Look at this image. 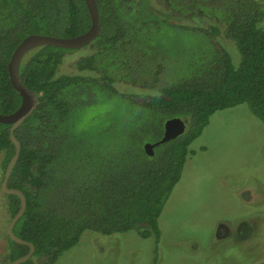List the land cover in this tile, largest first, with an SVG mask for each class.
<instances>
[{
	"label": "trees",
	"instance_id": "obj_1",
	"mask_svg": "<svg viewBox=\"0 0 264 264\" xmlns=\"http://www.w3.org/2000/svg\"><path fill=\"white\" fill-rule=\"evenodd\" d=\"M97 2L101 31L86 53L66 65L82 48L44 45L21 65L22 82L40 95L15 131L22 149L9 180L27 198L14 232L35 245L21 264H55L87 230L153 237L158 264L159 218L212 115L246 103L264 122L263 0ZM91 23L86 0H0V113L21 105L9 62L26 36L72 37ZM220 36L235 43L237 66ZM174 117L186 120L184 133L150 155L146 143ZM10 128L0 121L4 175L16 151ZM4 195L12 219L21 200ZM7 241L4 264L30 250Z\"/></svg>",
	"mask_w": 264,
	"mask_h": 264
},
{
	"label": "rangeland",
	"instance_id": "obj_2",
	"mask_svg": "<svg viewBox=\"0 0 264 264\" xmlns=\"http://www.w3.org/2000/svg\"><path fill=\"white\" fill-rule=\"evenodd\" d=\"M262 19L260 24L264 27V16ZM190 23L208 25L209 21L195 18ZM219 40L237 66L240 54L235 43L224 36ZM87 50L73 52L66 65ZM190 148L182 178L159 218L162 239L158 264H264V251L258 246L259 240L264 243V122L252 114L246 103L218 110ZM1 160L0 156V260L2 251L6 258L7 227L11 221L1 189ZM253 215L261 218L255 231L260 233L255 238L257 242H215L220 223L227 222L236 230L238 223ZM247 226L250 227L248 222L242 224V232ZM153 261V237L143 238L136 231L102 235L87 230L79 243L65 251L55 264ZM43 262L36 260L35 264Z\"/></svg>",
	"mask_w": 264,
	"mask_h": 264
},
{
	"label": "water",
	"instance_id": "obj_3",
	"mask_svg": "<svg viewBox=\"0 0 264 264\" xmlns=\"http://www.w3.org/2000/svg\"><path fill=\"white\" fill-rule=\"evenodd\" d=\"M86 2L92 18L91 26L87 31L72 37H60L38 33L29 34L18 44L9 62V73L11 81L14 88L18 90L21 94L22 102L19 108L16 109L14 112L8 114L0 113V121L3 123L11 124L10 138L14 142L16 148L15 154L11 158L5 170V175L2 181L1 188L4 193L18 195L21 200L20 209L16 213V215L12 217L7 227V233L9 237L15 242L26 244L30 247V250L26 255H23L11 261L9 264H21L23 262H26L32 257L33 253L35 252L34 243L19 237L14 232V227L16 223L26 211V195L22 190L18 188L9 187V180L13 168L20 157V152L22 149V144L20 140L16 137L15 131L27 119V117L31 115V113L38 107L40 103V95L35 90L29 88L26 84L22 82L21 65L26 55H28L34 49L44 45H55L65 48L78 49L92 43L99 36L101 31L100 10L97 0H86ZM185 129L186 120L184 118L174 117L168 119L165 123L164 136L162 137V139L154 143H146L145 148L147 152L150 155H153L155 145H158L162 142H166L172 138L181 135L182 133H184Z\"/></svg>",
	"mask_w": 264,
	"mask_h": 264
},
{
	"label": "flooded vegetation",
	"instance_id": "obj_4",
	"mask_svg": "<svg viewBox=\"0 0 264 264\" xmlns=\"http://www.w3.org/2000/svg\"><path fill=\"white\" fill-rule=\"evenodd\" d=\"M258 221L259 222L261 221V218L259 215L249 216L247 219L238 223L236 230L230 227L229 223L222 222L219 224V229L217 230V233L215 235L216 236L215 242L228 240L235 244H242V243H246V245H251V243L254 244L255 242H257L256 240L258 239V237L256 236L260 234V233L259 234L255 233V231L258 229V225H257ZM245 222L246 223L248 222L250 227L248 228L247 226L245 228V231L242 232L243 229H241V227H242V224H244ZM258 246L260 248L262 247V250L264 251L263 249L264 243L261 240L258 241ZM3 254L4 253L2 251L0 264H4L5 262ZM261 261L264 262V254H263V258L261 259ZM261 261H259V263Z\"/></svg>",
	"mask_w": 264,
	"mask_h": 264
}]
</instances>
